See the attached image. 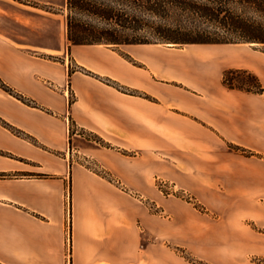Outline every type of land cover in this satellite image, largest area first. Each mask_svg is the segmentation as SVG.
I'll return each mask as SVG.
<instances>
[{
    "label": "crops",
    "instance_id": "0c3cea01",
    "mask_svg": "<svg viewBox=\"0 0 264 264\" xmlns=\"http://www.w3.org/2000/svg\"><path fill=\"white\" fill-rule=\"evenodd\" d=\"M13 2L0 0V264L264 257L244 223L264 229V93L223 83L240 69L264 89V49L69 46L65 15Z\"/></svg>",
    "mask_w": 264,
    "mask_h": 264
},
{
    "label": "trees",
    "instance_id": "16d2710c",
    "mask_svg": "<svg viewBox=\"0 0 264 264\" xmlns=\"http://www.w3.org/2000/svg\"><path fill=\"white\" fill-rule=\"evenodd\" d=\"M64 6L69 46L151 43L264 46V0H65ZM171 13L189 16V27H181L177 19L179 24L175 28L153 27L146 18H166ZM77 14L86 19H78ZM148 31L160 40L142 37ZM237 76L248 81L239 82ZM223 83L232 89L264 93L257 77L245 70L225 71ZM4 176L0 174V178Z\"/></svg>",
    "mask_w": 264,
    "mask_h": 264
},
{
    "label": "rangeland",
    "instance_id": "374dc122",
    "mask_svg": "<svg viewBox=\"0 0 264 264\" xmlns=\"http://www.w3.org/2000/svg\"><path fill=\"white\" fill-rule=\"evenodd\" d=\"M10 3H11V0H8ZM14 1V5L16 6H19L21 7V5H25V6H29V7H32V8H37L43 12H48V13H60L63 15L66 14L67 10L64 6V2L61 3L60 0H50L51 2H53L52 4H47L45 3V1L47 0H12ZM119 8L121 6H118ZM76 17L80 20H85L86 17L80 15V14H77ZM148 18V20H150V24L151 26L153 27H157L159 25H163V26H166V27H171V28H175V26L180 23L181 27H189V19L190 17L187 16L186 14H180V13H171L168 17L166 18H157V17H146ZM180 20L178 21L179 23H177V20ZM90 20V19H89ZM142 37L148 39V40H151V41H159L160 39L156 36V35H153L150 31L148 32H144L142 33ZM164 44H168V45H171V46H175V45H178L177 43H164ZM257 47H260V48H263L264 49V46L263 45H259V44H253ZM237 79L239 82H244V81H248L246 77L244 76H237ZM74 128H71V132H70V135L71 134H74ZM79 134H82L81 131H79ZM90 137L94 139V137L90 136L87 134V137L88 139H90ZM74 145H76V143H74ZM70 148H71V141H70ZM91 164V163H90ZM171 190H173L171 188ZM158 191L164 195V196H178L177 193H172V194H169V191L165 190V189H162V191H160L158 189ZM175 191V190H173ZM180 198V197H179ZM189 203L192 204V206L196 209H198L199 211L201 212H204L203 209H202V206L198 205L195 201H187ZM150 211L153 213V214H158L159 217L161 218H166V213L163 211V209L161 207H157L156 205L154 204H150L148 205ZM213 218L215 215H211ZM217 218V217H215ZM245 224L251 226L252 229H254L256 232H261V233H264V229H262L261 227L255 225L254 223H251V222H247L245 221L244 222ZM182 255L191 263V264H207L205 262H203L202 260H198L196 259L195 257H193L192 255L190 254H186V253H182ZM246 264H264V257H259V256H250L249 258H247L245 260Z\"/></svg>",
    "mask_w": 264,
    "mask_h": 264
},
{
    "label": "built area",
    "instance_id": "2783aa9c",
    "mask_svg": "<svg viewBox=\"0 0 264 264\" xmlns=\"http://www.w3.org/2000/svg\"><path fill=\"white\" fill-rule=\"evenodd\" d=\"M74 133H75V135H77V134H78V136L80 135L77 128H74ZM156 187L160 191H162V189H165L166 191L168 190L169 191V194L177 193L178 196L181 199H183V200L192 201V202L194 201V199L192 198V196L189 193H187L185 191H180V192L179 191H173V190H171V188L169 187V185L166 182H164V181H162L160 179H158L156 181Z\"/></svg>",
    "mask_w": 264,
    "mask_h": 264
}]
</instances>
